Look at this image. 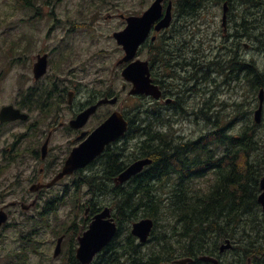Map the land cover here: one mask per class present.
Segmentation results:
<instances>
[{
	"label": "flooded vegetation",
	"instance_id": "af4514ba",
	"mask_svg": "<svg viewBox=\"0 0 264 264\" xmlns=\"http://www.w3.org/2000/svg\"><path fill=\"white\" fill-rule=\"evenodd\" d=\"M61 1L51 0L50 3H44V0H28L26 22L30 23L34 18H39L38 22L44 17L53 18L54 9L49 11V7H58ZM170 1L173 6L170 26L156 31L154 25L151 34L139 50L140 53L145 48L147 59L140 58L138 53V58L149 62L153 83L160 91L158 97H151L154 111V142L157 150L162 151L158 153V157L165 159L171 157V148L176 142H184L197 137L187 138L184 135H178L179 125L193 123L213 126L212 122L215 119L221 128L227 126V124L224 125L222 113L229 102L221 101L219 91L224 87L229 90L234 89L235 82L239 86L240 82H246V80H241L240 75L237 76L234 73L232 76L228 75L226 79L221 69L209 74L208 69L198 59L203 56H212L221 46L225 48L227 45L228 51L238 46L239 41H242L238 36L239 31L234 32L233 35L229 33V22L234 21L232 14L238 17L242 12L250 9L249 7L234 9L228 0L208 1L203 9L209 2L224 3L222 18L227 3V26H224L223 20L222 25L228 33L222 35L223 40L217 45L214 44L216 35L211 37L212 51L205 53V51L201 52L203 49L194 42L196 35L192 31V28H198L201 22L195 18H189L203 15L204 10L201 9L192 14L177 9L178 0H164V14ZM147 8L136 13L117 9L107 17L119 18L125 22L126 26L127 21L122 15L140 16ZM57 22L62 23L58 15ZM57 28H62L63 35H60L58 39V47L54 46L49 49L44 45L50 40L49 34ZM43 29L41 26L28 27L24 32L12 37L6 48L8 49L7 58H10V66L15 72L16 90L12 93L13 100L1 106L0 112L4 106L13 105L26 114V117L3 120L0 114V209L7 213L9 219L15 215L14 210L22 215L34 210L33 215L26 221L35 220L42 224L48 223L50 215L58 213L61 207H66L69 210V224L62 227L58 237L63 236L64 255L67 253L71 256L73 249H77L79 244L78 238L89 227L94 216L105 207L111 206L109 203L97 202L93 185L96 174L103 171L111 175L119 169H122V172L133 161L144 158L140 141L145 135L144 112L146 109H143V106L129 109L126 99H122V93L112 87L105 90L85 89L90 86L78 79L74 67L68 69L71 62L66 61L68 55L77 53L76 48L63 46L68 35L77 32V30L74 31L77 29L75 26L66 29L63 26H52L45 31ZM40 45L42 46L39 47ZM244 45L247 49L250 47V44L244 43ZM44 55H47V70L38 76L36 64ZM120 58L116 65L120 66L121 73L129 62L118 64ZM5 68L6 65L1 67L0 74L6 71ZM126 82L122 90H128L129 86L132 87L128 81ZM135 96L150 97L146 94ZM114 97H117L115 103H102L85 121L79 125L72 124L79 114L90 106L103 98ZM235 104L239 105L238 101ZM104 106H109V111L96 120L99 111ZM114 112L122 114L128 122L125 133L107 144L104 151L88 165L77 168L73 173L66 174L55 181L74 148L84 142ZM235 120L238 121V117H234L233 121ZM207 132L208 130L205 131ZM60 134L68 140L65 150H61V147L65 146L64 142L59 143L58 148L63 152L61 156L60 152L55 153L54 144L55 138ZM106 151H115L117 154L115 171L110 169V165L105 168L104 153ZM94 165L99 166L98 170H92ZM207 167L208 163L202 162L200 167L193 169L190 174L196 172L194 175L198 176L197 179L201 177L202 180L206 178L207 181ZM179 172L180 170H169L168 175L176 177ZM118 175L114 178L116 185L118 184L115 179ZM50 183L53 184L50 185ZM109 184L112 185V181ZM6 194L19 195V197L6 201L4 199ZM10 225V221L3 224L0 237ZM17 237H21L25 244L18 249V252L26 253L27 248L24 247L33 242L32 232L20 233ZM32 245L36 251V244Z\"/></svg>",
	"mask_w": 264,
	"mask_h": 264
},
{
	"label": "trees",
	"instance_id": "16d2710c",
	"mask_svg": "<svg viewBox=\"0 0 264 264\" xmlns=\"http://www.w3.org/2000/svg\"><path fill=\"white\" fill-rule=\"evenodd\" d=\"M17 1L21 7L29 5L28 0ZM208 1L210 0H178L177 9L195 14ZM228 1L234 9H238L239 0ZM50 2L51 0H45V3ZM252 2L255 11L250 18L254 21L256 31L250 33V18L244 17L242 27L246 30L240 31L238 36L240 39L249 37L255 40V45L264 56V0ZM232 15L234 21L241 16ZM239 42L238 46L232 48L236 51L224 62L225 78L233 73L238 76L239 72L241 80L252 82L253 88L259 91L264 87V66L242 59L243 63L235 65L240 60L242 41ZM225 48L227 49V45ZM239 104L244 106L243 102ZM239 113L242 118L248 119L238 133H229L219 125L209 129L207 134L188 140L189 142H176L171 148V157L165 159L160 156V159L158 153L162 151L157 150L154 142V111L145 110V135L140 144L143 156L153 158L151 167L149 165L125 184L116 185L114 178L122 169H114L117 165L116 152L106 151L105 168L110 165V169L115 171L114 175L100 171L95 176L93 183L97 202L98 194L111 196L109 204L113 207L119 230L110 245L91 264H172L183 257L194 258V261L187 264H211L200 260V256L205 254L219 257L220 264H248L249 260L250 264H264V212L258 200L260 181L264 174V128L251 120V110L246 115V110L241 108ZM220 148L223 150L220 151ZM179 157L181 160L175 161ZM204 160L208 163V178L206 186H199L196 183L198 176L190 173L199 168ZM178 169L179 177L168 175L169 170ZM182 176L184 177L181 178ZM111 181V190L108 191L104 185ZM142 217L155 220L154 230L146 244L140 243L130 229V224ZM125 224H128L126 234L121 237ZM227 239L232 241L233 247L224 253L219 252L220 245ZM11 256L7 258L13 264H26L24 254L21 256L16 253ZM62 264L81 263L71 254L66 255Z\"/></svg>",
	"mask_w": 264,
	"mask_h": 264
},
{
	"label": "rangeland",
	"instance_id": "374dc122",
	"mask_svg": "<svg viewBox=\"0 0 264 264\" xmlns=\"http://www.w3.org/2000/svg\"><path fill=\"white\" fill-rule=\"evenodd\" d=\"M152 1L153 0H62L58 7H49V11L54 9L53 18L44 17L42 20H39V22L37 20L39 18H34L28 23L26 22L28 7H21L17 0H0V69L2 66L4 67L6 65V71L0 74V107L13 100L12 93L16 90L15 72L13 67L10 66V58H7L8 49L6 48L10 43V39L24 32L30 26H41L44 28V31L52 26H63L65 29L75 26L77 29L74 31L77 30V32L69 34L63 46L76 48L77 53L74 52L68 55L66 61L71 62L68 69L74 67L78 79L90 86L85 89L105 90L112 87L122 93V99H126V105H128L129 109H136L140 106H143V109L146 110L153 109V99L151 97L142 96L139 98L135 95H130V86L128 90H122L123 85L127 82L123 79L119 69L120 66H117L116 62L123 56L124 52L113 37V32L122 29L125 26V22L119 18L107 17L108 14L114 13L117 9L124 12L129 11V13L141 12L144 8H147ZM239 2V9L251 8L243 13L237 20L229 22V33L232 35L236 31L240 32L246 30L245 27H242L243 18H252V13L255 11L252 0H239ZM223 4V2H209L207 7L203 9V15L189 17L191 19L195 18L201 22L198 28H192V31L195 33L194 35H196L194 42H196L198 47L203 49L201 52L205 51V53H211L212 42H210V38L216 35V42L214 44L217 45L223 40L222 35L228 33V31L223 29L222 25ZM32 12L34 13L33 10ZM57 15L62 19V23L57 22ZM251 18L249 20L251 24L249 23V26L247 25L250 27V33L256 31L253 23L254 21H252ZM189 34H191V32ZM189 34L188 37L190 38ZM60 35H63L62 28L54 29L53 33L49 34L50 40L44 46L49 49L54 46L58 47ZM254 37H256V34ZM244 43L250 44V47L247 49ZM41 46L42 45L39 47ZM223 47L224 46L218 47L212 56H203V58L201 57L198 59L204 64L205 68L208 69L209 74L221 69L225 75L226 70L224 69V62L228 61L236 50L231 49L228 51ZM239 55L240 60L236 62L235 65L239 66L240 62L243 63L242 60H244L246 62L254 61L264 66V56L258 50L257 45H255V40L249 37L242 38ZM139 57L147 59V51L145 48L140 51ZM15 68H18V66H15ZM237 73L239 74V72ZM255 91L253 83L251 82L250 85V82L247 81L240 82L239 86L238 83L235 82L234 89L229 90L224 87L223 90L221 89L219 91L221 101L229 102L222 113L223 120L225 121L224 125L228 124L227 132L238 133L242 126L245 125V120L248 118L244 119L241 117L239 113L241 108L246 110V115H248L250 110L252 111L250 118L254 122V110L259 103L258 91ZM236 101H238V103L243 102L244 106L242 107L240 104H235ZM109 109V106H104L99 111V116H97L96 120L101 116L103 117ZM234 117H238V121H233ZM212 123L213 126H207L205 124L195 125L193 123L181 124L179 125L177 134L184 135L187 138L196 137L204 134L205 131L212 127L217 128L219 126L215 119ZM260 124V128H264V111L263 119ZM62 141L65 146H62L61 150H65L68 143L67 138H63L60 134L54 141L55 153L60 152V156L63 152L59 150L58 146ZM219 150L222 151L223 148ZM98 167L99 166L94 165L92 170L96 171ZM69 180H71V178ZM196 183L199 186H206L207 181L206 178L205 180L200 178ZM108 186L109 184L105 183L104 187L106 189ZM17 197H19V195L6 194L4 199L9 201ZM98 199L101 203H109L111 196L98 194ZM68 211L66 207H61L58 213L50 215L48 223L41 224L40 222L37 223L35 220L26 221L33 215L34 210L26 215H22L19 211L14 210L15 215L9 219L11 225L7 227L3 236L0 238V264H12V261H9L5 255L9 252L21 249L22 246L25 245L21 237H17V234H25L30 231L32 232L33 242L24 247L27 248L26 253L28 254L26 264H62L66 259V254L64 255L63 253V247L58 256L54 255V251L57 245L59 236L57 234L59 230H62V227L69 224L70 216L68 215ZM16 223L17 225H15ZM127 226L128 224L124 225L121 237L125 236ZM36 228L38 229L37 231L35 230ZM32 244H36V251ZM221 257L223 256L221 255Z\"/></svg>",
	"mask_w": 264,
	"mask_h": 264
},
{
	"label": "water",
	"instance_id": "95a60500",
	"mask_svg": "<svg viewBox=\"0 0 264 264\" xmlns=\"http://www.w3.org/2000/svg\"><path fill=\"white\" fill-rule=\"evenodd\" d=\"M163 1L164 0H154L151 6L140 16L122 15L123 18H126L127 26L124 29L114 33V37L117 39L118 43L123 46L125 52L124 56L119 60V64L132 60L122 71V74L126 80L133 83V88L131 89L130 93H145L154 97H158L160 95L158 87L153 83L149 62L141 59L134 60V58L138 53L139 47L147 40L154 25V29L156 31H160L161 29L170 26L172 20V2L170 1L164 14ZM227 9L228 6L226 3L223 15L224 25H226L227 22ZM40 59V62L36 64V72L38 76L46 72L48 64L47 55H44ZM259 99V107L255 110L254 114L255 121L258 123L261 122L263 115L264 88L260 89ZM116 101L117 97L112 99H101L99 102L90 106L84 112L79 114L77 119H75L72 124L79 125L81 122L85 121L93 112H95L96 108L100 104L105 102L115 103ZM0 114L3 120L26 117V114L22 113L13 105L4 106ZM127 128L128 122L123 118L122 114L119 112H114L106 121H104L96 130H94L84 142H82L78 147L74 148L71 155L66 160L63 170L61 173H59L55 181L66 174L73 173L77 168L84 167L89 164L103 152L108 143L122 136ZM151 162L152 159L150 158L136 160L120 173V175L116 178V181L125 182L129 180L132 176L141 172L144 167ZM55 181H53V183ZM53 183H50V185ZM260 188L261 193L259 194L258 200L264 209V175L260 181ZM7 218V213L0 209V228ZM154 224L155 223L152 218H142L132 224L131 232L133 235L137 236L142 243H145L148 241L153 231ZM117 231L118 224L115 218L112 216V208L107 206L94 216L89 228L82 234V236L79 237V246L77 248L76 254L79 261L83 264H90L94 260L95 256L100 251H102L115 237ZM62 240V237H60L58 240L55 250L56 256L61 251ZM232 246L233 245L231 241L227 240V242L221 246V251L229 249ZM200 258L206 262L219 264V260L212 256L203 255ZM191 261H193L192 258H183L174 261V263L187 264Z\"/></svg>",
	"mask_w": 264,
	"mask_h": 264
},
{
	"label": "bare ground",
	"instance_id": "6f19581e",
	"mask_svg": "<svg viewBox=\"0 0 264 264\" xmlns=\"http://www.w3.org/2000/svg\"><path fill=\"white\" fill-rule=\"evenodd\" d=\"M233 4H234V3H233ZM252 6H253V5H252ZM135 120H136V119H135ZM132 125H133V124H131V126H132ZM136 127H137V126H136ZM139 128H140V127H139ZM141 128H142V127H141ZM220 128H221V127H220ZM220 128H218V129H220ZM220 130H221V129H220ZM150 131H152V130L150 129ZM213 131H214V130H213ZM213 131H212V132H213ZM210 132H211V131H210ZM221 132H222V131H221ZM223 132H224V130H223ZM148 133H150V132H148ZM154 133H155V132H154ZM206 134H207V133H206ZM222 134H225V133H222ZM203 136H204V135H203ZM203 136H202V137H203ZM150 139H151V138H150ZM217 139H219V138H217ZM220 140H221V139H220ZM208 141H209V140H208ZM188 142H189V141H188ZM197 142H198V141H197ZM221 142H222V141H221ZM186 143H187V142H186ZM208 143H209V142H208ZM178 145H180V144H178ZM176 146H177V145H176ZM183 146L185 147L186 145L183 144ZM188 146H189V145H188ZM192 146H193V145H192ZM186 147H187V146H186ZM196 147H197V146H196ZM181 148H183V147H181ZM193 148H194V147H193ZM184 149H185V148H184ZM195 149H196V148H195ZM191 150H192V149H191ZM185 151H186V150H185ZM193 151H194V150H193ZM206 151H207V150H206ZM207 152H208V151H207ZM186 156H187V155H186ZM186 156H185V157H186ZM188 156H189V155H188ZM209 158H210V157H209ZM218 158H219V157H218ZM184 159H185V158H184ZM186 159H187V158H186ZM186 159H185V160H186ZM213 159H214V158H213ZM188 160H189V159H188ZM208 160H209V159H208ZM205 161H207V160H204V162H205ZM188 162H189V161H188ZM186 163H187V162H186ZM211 163H212V162H211ZM214 163H215V161H214ZM235 163H236V162H235ZM183 165H184V164H183ZM185 165H186V164H185ZM214 166H215V165H214ZM150 167H151V165H150ZM184 167H185V166H184ZM186 167H188V166H186ZM186 167H185V168H186ZM189 167H190V166H189ZM191 167H192V166H191ZM208 169H209V168H208ZM178 170H179V169H178ZM215 170H216V169H215ZM148 171H149V170H148ZM159 171H160V170H159ZM159 171H158V172H159ZM165 171H166V170H165ZM181 171H182V170H181ZM160 172H161V171H160ZM191 172H193V171H191ZM200 172H201V171H200ZM204 172H205V171H204ZM149 173H150V172H149ZM152 173H153V171H152ZM156 173H157V172H156ZM162 173H163V172H162ZM182 173H183V172H182ZM194 173H196V172H194ZM194 173H192V174H194ZM202 173H203V172H202ZM150 174H151V173H150ZM150 174H149V175H150ZM183 174H184V173H183ZM197 174H198V173H197ZM199 174H201V173H199ZM109 175H110V174H109ZM112 175H114V174H112ZM112 175H111V176H112ZM154 175H155V174H154ZM156 175H157V174H156ZM166 175H167V173H166ZM188 175H189V174H188ZM195 175H196V174H195ZM105 176H106V175H105ZM115 176H116V175H115ZM189 176H190V175H189ZM99 177H100V176H99ZM108 177H109V176H108ZM150 177H151V175H150ZM178 177H179V176H178ZM183 177H184V176H182L181 178H183ZM140 178H141V177H140ZM140 178H139V179H140ZM145 178H146V177H145ZM160 178H161V177H160ZM186 178H187V177H186ZM189 178H190V177H189ZM139 179H138V181H140ZM156 179H157V178H156ZM181 180H183V179H181ZM190 180H191V178H190ZM135 182H136V181H135ZM141 182H142V181H141ZM105 183H106V184H109L108 182H105ZM181 183H183V182H181ZM181 183H180V184H181ZM138 184H139V183H138ZM138 184H137V185H138ZM140 184H141V183H140ZM183 184H184V183H183ZM93 185H94V184H93ZM96 185H97V184H96ZM101 185H102V184H101ZM137 185H136V187H137ZM114 186H115V185H114ZM149 186H150V185H149ZM152 186H153V184H152ZM154 186H155V184H154ZM139 187H140V185H139ZM143 187H145V186H143ZM150 187H151V186H150ZM150 187H149V188H150ZM183 188H184V187H183ZM183 188H182V189H183ZM131 189H132V187H131ZM131 189H130V190H131ZM141 189H142V187H141ZM106 190H108V191L111 190V185H110V184H109V186H108V188H107ZM119 191H120V190H119ZM183 191H184V190H183ZM132 192H133V191H132ZM181 192H182V190H181ZM181 194H182V193H181ZM185 195H186V194H185ZM215 206H216V204H215ZM101 211H102V210H101ZM112 241H113V240H112ZM108 245H110V244H108Z\"/></svg>",
	"mask_w": 264,
	"mask_h": 264
},
{
	"label": "crops",
	"instance_id": "0c3cea01",
	"mask_svg": "<svg viewBox=\"0 0 264 264\" xmlns=\"http://www.w3.org/2000/svg\"><path fill=\"white\" fill-rule=\"evenodd\" d=\"M177 160H181V158H178V159H176L175 161H177Z\"/></svg>",
	"mask_w": 264,
	"mask_h": 264
}]
</instances>
